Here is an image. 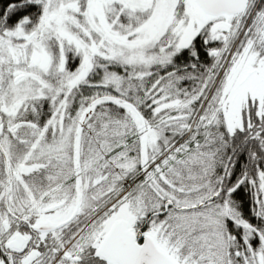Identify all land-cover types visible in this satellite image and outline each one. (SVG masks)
<instances>
[{"label": "snow or ice", "instance_id": "snow-or-ice-1", "mask_svg": "<svg viewBox=\"0 0 264 264\" xmlns=\"http://www.w3.org/2000/svg\"><path fill=\"white\" fill-rule=\"evenodd\" d=\"M0 264H264V0H0Z\"/></svg>", "mask_w": 264, "mask_h": 264}]
</instances>
